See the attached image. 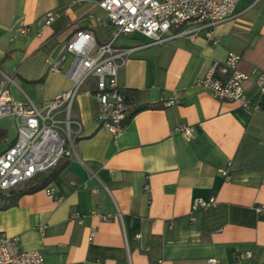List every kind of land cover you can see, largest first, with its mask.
Instances as JSON below:
<instances>
[{
    "label": "crops",
    "instance_id": "0c3cea01",
    "mask_svg": "<svg viewBox=\"0 0 264 264\" xmlns=\"http://www.w3.org/2000/svg\"><path fill=\"white\" fill-rule=\"evenodd\" d=\"M96 1L0 0V89L9 77L11 98L38 107L70 89L71 55L59 71L45 60L65 51L76 31L97 44L111 38ZM48 12L55 16L46 23ZM144 40L132 32L113 44ZM229 51L241 55V71H264V0H238L209 35L135 51L117 74L134 110L115 136L96 121L93 82H85L69 112L74 149L45 187L14 203L0 191V232L18 236L20 250H39L45 264H264V209H255L264 206V92L245 83L258 105L247 110L194 86ZM183 124L193 129L189 139L177 129ZM0 132L2 152L15 138L12 115L0 118ZM198 198L215 204L194 209Z\"/></svg>",
    "mask_w": 264,
    "mask_h": 264
},
{
    "label": "built area",
    "instance_id": "2783aa9c",
    "mask_svg": "<svg viewBox=\"0 0 264 264\" xmlns=\"http://www.w3.org/2000/svg\"><path fill=\"white\" fill-rule=\"evenodd\" d=\"M77 2L83 0H76ZM238 0H97L96 5L106 12L102 24L112 28L111 38L97 44L89 32L76 31L66 43L65 51L46 58L50 71H59L71 59L65 73L72 81L70 89L56 94L44 106L31 102H20L11 98L6 82L0 89V118L12 115L15 118L16 134L12 143L0 152V191H8L53 168L68 152L74 149L69 116L75 95L87 81L93 82L92 94L99 104L96 121L114 136L124 127L134 110L133 103L124 89L117 83L119 69L138 49L153 44H162L177 36L190 38L233 16ZM256 2L258 0H250ZM55 13L48 12L49 23ZM137 32L145 37L139 44L117 47L114 40L121 34ZM241 55L229 51L221 62L213 61L206 73L194 81L196 88L207 91L213 98L236 102L239 106L253 110L246 92L245 83L252 81L260 92H264V71L251 68L244 72L238 68ZM174 100L165 102L170 105ZM63 117L60 118L59 114ZM77 125L79 123L74 121ZM185 139L193 135L190 125L177 128ZM226 171H224V174ZM47 188V193L52 192ZM215 204V199L198 198L193 208H205ZM261 211L264 206H256ZM108 219L109 216H103ZM81 222V218H78ZM248 257L249 253H245ZM217 264L216 258L208 259ZM0 264H45L39 250H20L19 238L0 232Z\"/></svg>",
    "mask_w": 264,
    "mask_h": 264
},
{
    "label": "trees",
    "instance_id": "16d2710c",
    "mask_svg": "<svg viewBox=\"0 0 264 264\" xmlns=\"http://www.w3.org/2000/svg\"><path fill=\"white\" fill-rule=\"evenodd\" d=\"M132 114V113H131ZM5 138V134L0 132V140ZM63 165H58L55 169L41 172L35 175L33 178L19 184L18 186L6 191V195L9 198L10 203H14L15 199L23 194L36 191L45 187L49 182L56 180L57 175Z\"/></svg>",
    "mask_w": 264,
    "mask_h": 264
},
{
    "label": "rangeland",
    "instance_id": "374dc122",
    "mask_svg": "<svg viewBox=\"0 0 264 264\" xmlns=\"http://www.w3.org/2000/svg\"><path fill=\"white\" fill-rule=\"evenodd\" d=\"M4 123L7 127V130H8V136L10 135V137H11V135L13 134V131H14L13 122H11L10 119H6V120H4Z\"/></svg>",
    "mask_w": 264,
    "mask_h": 264
}]
</instances>
